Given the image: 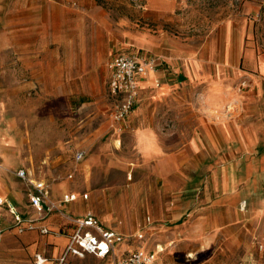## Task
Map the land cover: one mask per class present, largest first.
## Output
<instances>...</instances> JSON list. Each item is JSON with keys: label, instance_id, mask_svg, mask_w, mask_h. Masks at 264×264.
I'll return each mask as SVG.
<instances>
[{"label": "crops", "instance_id": "crops-1", "mask_svg": "<svg viewBox=\"0 0 264 264\" xmlns=\"http://www.w3.org/2000/svg\"><path fill=\"white\" fill-rule=\"evenodd\" d=\"M14 1L16 5H39L38 12L54 29V38L39 45L38 51H33L37 55L32 53L28 58L38 82L62 84L69 77L64 70L74 65L85 69L103 64L109 76L112 57L107 64L100 54L94 53L89 59L81 49L82 55L63 59L58 44V0ZM176 2L180 3L147 0L146 4L152 11H171ZM49 33L47 30L46 34ZM141 52L159 56L160 64L157 71H150L140 81V101L120 125L119 143V149L136 152L138 172L134 176L130 172L118 186L101 185L99 176L87 174L98 159L110 158L107 149L112 147V139L99 140L109 132L107 122L97 127L92 135H87L85 146L97 143L100 151L86 159L87 152L76 148L75 151L83 150L86 155L76 164L74 174L83 170L85 180L78 191L64 193H78L80 197L62 204V211L37 220L38 226L51 230L43 234L38 228L18 230L9 204L23 217L37 219L39 212L30 202L28 183L15 176L10 162L1 163L0 198L7 203L0 202V264H37V254L46 258L44 264L58 262L69 242L70 221L97 208H106L103 221L109 224L102 222L103 225L123 235L128 233L127 223L135 228L137 223L140 227L144 222L136 215L128 222L123 215L124 219L113 227L108 222L114 216L111 211L148 210L154 221L168 229L166 236L172 244L182 239L189 243L190 253L215 246L227 231L237 228L244 215L242 208L255 217L264 214V49L230 44L221 52V61H212L205 51L181 61L161 51ZM224 71L230 73L227 84L223 81ZM61 187L64 185L58 186V190ZM55 194L52 190L53 198L58 200ZM243 201L247 202L245 207ZM77 203L86 208L73 211ZM118 245L115 255H126L124 251L118 254ZM109 256L69 254L67 259L78 264H98Z\"/></svg>", "mask_w": 264, "mask_h": 264}, {"label": "rangeland", "instance_id": "rangeland-1", "mask_svg": "<svg viewBox=\"0 0 264 264\" xmlns=\"http://www.w3.org/2000/svg\"><path fill=\"white\" fill-rule=\"evenodd\" d=\"M179 1L171 11H152L147 0H58L62 57L84 54L92 59L98 53L109 62L116 54L142 53L144 49L165 52L180 61L205 51L212 61H221V52L230 44L264 49V0ZM14 2L0 1V164L10 162L15 176L19 168H25L47 178L61 200L65 192L78 191L85 180L83 170L75 172L73 178L68 176L76 168V148L87 152L86 159L100 151L97 143L87 148L86 137L107 122L109 132L99 140L112 139V147L107 149L110 158L98 159L87 174L99 176L101 185L116 186L130 172L134 176L139 158L133 150L119 149L122 133L112 127L114 99L107 85L106 65L69 67L64 70L69 77L62 84L38 82L28 58L37 55L33 51H38L39 45L54 38V29L38 12L39 5ZM223 81L230 82V73L223 72ZM60 185L64 187L58 190ZM85 208V204L77 203L73 211ZM115 209L110 226L116 227L123 215L128 222L134 215L144 222L135 228L130 222L125 225L128 233H124V244L118 245V254L147 247L155 254V264H264L263 213L255 217L242 208L244 215L237 228L227 231L215 246L190 253L189 243L182 239L172 244L166 236L168 229L154 221L148 210L134 212L135 208H128L123 213ZM93 212L104 222L106 208ZM148 217L153 221L150 225L146 224ZM114 257L98 264H109ZM52 263L79 262L68 258Z\"/></svg>", "mask_w": 264, "mask_h": 264}, {"label": "built area", "instance_id": "built-area-1", "mask_svg": "<svg viewBox=\"0 0 264 264\" xmlns=\"http://www.w3.org/2000/svg\"><path fill=\"white\" fill-rule=\"evenodd\" d=\"M160 64V57L154 54L146 53H119L112 57L109 62L110 74L107 85L110 96L114 99L112 111V127L114 132L121 130L120 124L135 109L140 101V81L150 72L157 71ZM86 152L78 150L74 153L76 164L81 163L85 158ZM16 174L26 181L29 185V198L33 207L39 212V218L23 217L16 208L9 204V209L13 213L16 226L20 232L27 229L38 228L41 233L51 232L48 226H38L37 220L49 216L55 211H62L61 205L77 200L78 193L64 194L61 200H56L52 196V187L47 178L32 174L25 168H19ZM74 173H70L69 178H73ZM88 198V194H83ZM1 203L6 200L0 198ZM7 203V202H6ZM246 201H243L242 207H245ZM148 222L151 221L148 217ZM71 232L68 233L69 242L64 254L58 259L61 263L67 260L69 254L84 257L90 253L98 257L115 255L118 244L125 242V236L119 231L107 228L103 225L100 218L93 212L77 216L70 221ZM58 230V233H62ZM140 238L144 237L139 233ZM37 264H44L46 258L37 254ZM155 254L151 251L138 249L129 252L126 255L117 257L115 255L112 264H155Z\"/></svg>", "mask_w": 264, "mask_h": 264}, {"label": "bare ground", "instance_id": "bare-ground-1", "mask_svg": "<svg viewBox=\"0 0 264 264\" xmlns=\"http://www.w3.org/2000/svg\"><path fill=\"white\" fill-rule=\"evenodd\" d=\"M6 144V143H5ZM162 248V247H161Z\"/></svg>", "mask_w": 264, "mask_h": 264}]
</instances>
